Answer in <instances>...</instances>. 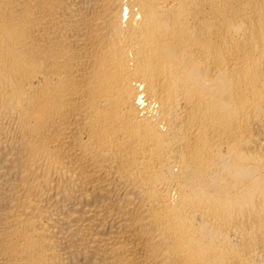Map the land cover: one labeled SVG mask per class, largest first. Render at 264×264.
Segmentation results:
<instances>
[{"label":"bare ground","instance_id":"obj_1","mask_svg":"<svg viewBox=\"0 0 264 264\" xmlns=\"http://www.w3.org/2000/svg\"><path fill=\"white\" fill-rule=\"evenodd\" d=\"M0 264H264V0H0Z\"/></svg>","mask_w":264,"mask_h":264}]
</instances>
